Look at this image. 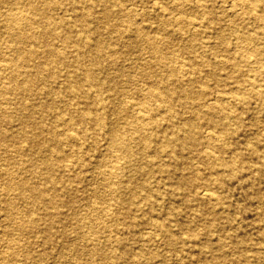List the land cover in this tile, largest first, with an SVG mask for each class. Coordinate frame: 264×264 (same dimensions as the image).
<instances>
[{
    "label": "rangeland",
    "instance_id": "rangeland-1",
    "mask_svg": "<svg viewBox=\"0 0 264 264\" xmlns=\"http://www.w3.org/2000/svg\"><path fill=\"white\" fill-rule=\"evenodd\" d=\"M59 1L63 7L69 2ZM201 2L207 7L187 3L185 0H163L158 5H155V0H136L130 9L133 10V18L129 23L134 27L144 24L147 26L145 33L159 38L167 37L160 30L162 19L174 21L175 28L182 27L189 32H196L197 35L193 40L195 50L192 54H203L202 57L216 66L214 68L220 73L221 78H229L227 74L229 68L215 64L217 59L227 55L228 52L240 53L243 49L251 50L264 45V35L261 34L251 43L244 44L237 41L243 33H254L264 29L262 14L264 10H258L254 18L251 14L249 17L243 13L240 3L231 0H201ZM21 4L24 3L14 0L6 3L0 0V40L6 36L3 35L7 30L3 23L7 16L6 10L16 6L21 8ZM55 13L57 17L64 16L62 9H56ZM97 15L101 18L100 13ZM202 15L213 19L215 23L208 25L199 21L198 18ZM244 16L246 19L243 18ZM100 18L91 21L90 25L92 31L97 32L96 41L103 51L100 61L106 66L100 71L104 80L100 94L102 111L109 123L126 129L132 148V158L126 159L120 155L115 144L116 137L106 128L98 131L90 129L86 136H80L71 142L65 134L60 133L58 137L62 140L64 155L58 163V168L50 171L59 180L56 199L60 209L58 222L51 231H43L35 235L29 231L18 230L16 214L26 208L34 209L35 214H44L46 210L38 208L29 197H22L14 186L15 179L11 180L10 177L16 171L18 175L22 174L27 161L21 159L13 147L7 148L2 145L6 148L4 149L0 145V264H33L30 258H26L28 248L46 254L41 264H79L80 262L84 264H208L200 259V248L197 246V243L201 244L207 240L212 244L201 253L202 255H217L225 251L226 264H264V100H259L256 96H248L243 104L239 103L234 107L232 102L225 99L236 111L228 118H224L225 128H220L218 125L212 127L206 121L194 117L192 119L193 107L187 103L178 104L176 100L169 104V110L166 109L165 104L159 105L158 102L149 100L148 106L152 108L148 111L144 105V98L152 80L141 72L140 68L145 67L151 52L142 39L133 35L134 32L124 33L107 29L104 20ZM180 19L184 20L183 24L176 23ZM235 22H241L246 28L237 29L234 27ZM122 23L126 22L120 20L113 26L121 27ZM232 25L235 29L227 28ZM75 26L70 28L71 33H82V30ZM219 26L221 29H218ZM220 32H223L224 37L229 41V51L225 50L224 42L219 39ZM56 45L61 47L58 42ZM111 46L117 50L114 54H109L108 48ZM5 50V45L0 44V66L1 63L3 64L1 55ZM79 50L85 55L91 51L87 45H81ZM165 51L169 54L166 60L177 70V76L181 75V71L191 68L190 65H194V57H188L184 51H177L174 56L170 55L167 49ZM263 58L264 54H257L241 65L244 79H253L255 87L264 84V73L255 70L262 64ZM7 71L8 69L0 75V87L3 83L10 82L6 76ZM206 71L202 72L199 79L205 81L210 92L238 89V85L231 79L225 78L228 82L225 84L223 80L224 83L219 84ZM48 77L47 73L41 75L38 78L39 86L45 83ZM183 84L187 87L186 83ZM191 85L194 89H198L200 81ZM250 86L245 82L238 89L239 93L250 91ZM215 93L211 94L212 97ZM229 95L226 93L224 98ZM11 96L10 91H5L2 94V101L4 106L13 109L17 102L7 100ZM55 98L61 100L62 105L71 102L67 92L56 96L47 93L41 98L34 99L39 102L51 101ZM94 98L95 96L87 98L80 92L74 100L79 101L81 106L91 107L95 111ZM122 107L129 108V115L135 122H139L142 116L152 122L153 117L164 123L163 127H165L168 112L175 114L178 119L175 122L178 125L184 120L193 121V133L202 144L192 145L189 137H182L183 130L176 131L174 135L169 134L168 136L174 139V150L178 154V157H173L170 153L156 150L159 147L157 143L138 142L133 137L132 129L125 127L127 121L118 112ZM61 108L55 112L52 110L47 113V111L43 117L46 124H56L59 130L69 125L68 120H64L70 118V114L65 113ZM12 124L16 125L17 122L13 120ZM0 126L15 127L7 125V121L1 119ZM74 126L77 127V133L80 132L78 122H75ZM147 129L158 135H163L166 131L167 134L169 133L168 130L159 129L154 124H148ZM209 130L217 134L216 142H225L228 147L224 150H212L207 146L205 142ZM44 154L50 158L55 157L50 152L43 151L37 156L40 158ZM217 155L232 160L231 167L216 166L213 169L211 163ZM147 163L152 167L149 174L143 173L140 168ZM160 165L163 166L164 171L157 169ZM37 171L39 174L49 172L41 164ZM219 172L222 180H217L215 183V178H219L217 174ZM31 173L27 169L24 174L30 176ZM194 176L211 183L209 186L219 198L218 204L208 199H193L204 185L197 180L191 183L190 180ZM179 178L189 181L188 192L192 194L190 202L185 200L187 190L176 188L175 184ZM38 183L45 182L40 180ZM110 189L113 191L110 192ZM150 189L154 190V193H150ZM109 203L111 206L107 205ZM150 203L153 204L152 208ZM81 217L91 222L93 226L77 227ZM188 221L191 222L186 224ZM204 226L208 230L199 231L197 238L190 240L185 238L190 227L198 230ZM93 230L97 231V236L92 235ZM168 233L173 235L172 242L168 241ZM217 238H222L224 241V250L218 247ZM41 239L48 241V244L42 246L32 244L33 241ZM234 239L239 240L237 245L232 244ZM74 244L82 250L80 254H73ZM95 247L101 248L102 251L91 254V250ZM243 254L252 255V260H247Z\"/></svg>",
    "mask_w": 264,
    "mask_h": 264
},
{
    "label": "bare ground",
    "instance_id": "bare-ground-1",
    "mask_svg": "<svg viewBox=\"0 0 264 264\" xmlns=\"http://www.w3.org/2000/svg\"><path fill=\"white\" fill-rule=\"evenodd\" d=\"M9 1L11 0H3L6 3H9ZM68 1L67 6L63 7L59 0H14V2L24 4H21V8L16 6V8L6 10L5 14L7 16L3 21L7 29L3 32V35L6 34V36H3L0 40V44L6 47V50L1 55L3 64L1 63L0 66V75L4 74L6 69H8L6 76L10 79L8 84L3 83L0 87V119L7 121V125L15 126L12 128L0 126V145H4L7 148L13 147L21 159L27 161V164L23 167L22 174L18 175V171H16L10 177L11 180L15 179L14 186L22 197H29L38 208L46 210L44 214H35L33 212L34 209L26 208L24 211L16 214L18 230L20 231L21 229L22 232L24 230L29 231V233L35 235L39 232L51 231L53 226L58 222L60 209L56 199L59 180L50 171L58 168V163L64 155L62 140L58 137L60 133L65 134L71 142L77 140L80 136H86L90 129L98 131V129L104 130L106 128L108 132L116 137L115 144L121 153L120 155L126 159L132 158V148L128 141L129 134H127L126 129L109 123L106 120L105 113L102 111L103 103L100 94L104 87V80L100 75V71L106 66L100 61L103 51L98 41H96L97 32H94L95 30L92 31L90 25L91 21L100 18L97 13L101 14L100 19L104 20L107 29L124 33L134 32L133 35L142 39L147 49L151 52V57L145 63V67L140 68L141 72L152 80L147 87V94L144 98V105L147 107V110H151L152 108L148 106L150 104L148 103L149 100L158 102L159 105L165 104L167 110H169V104L176 100L178 104L187 103L193 107L192 119L194 117L195 119L206 121L212 127H217L218 125L220 128H225L226 121L224 118H228L234 114L236 112L234 111V107L239 103L243 104L248 96H256L259 100H264V84L263 86L255 87L253 79H244L241 67L242 62H246L250 57L264 54V45L251 50L246 48L240 53L228 52L227 55L217 59L218 61L215 64L229 68L227 72L229 78H221L220 73L214 68L216 66L209 63L207 58L202 57L203 54H192L195 50L193 40L197 35L196 32H189L188 29L184 30L182 27L175 28L174 21L170 22L167 19H162V25L160 26V30L162 34H166V38H159L156 35L145 33L144 31L147 29V26L144 24L135 27L131 26L129 20L133 18V10L130 9H132V3L136 0ZM160 1L163 2V0H155V5H158ZM185 2L204 6L201 0H185ZM231 2L240 3L241 10L249 17L251 14L255 18L258 10H264V0H231ZM204 7L206 8L207 6ZM58 8L62 9L63 17L56 16L55 11ZM262 14L264 18V11ZM243 18L246 19V16ZM120 20H124L126 23H122L121 27L113 26ZM198 20L208 25L215 23L213 19H210L206 15L200 16ZM182 21L184 20L180 19L176 23L183 24ZM73 25H76L77 29L82 30V33H71L72 29L70 28ZM231 27L227 26L228 29H235L233 25ZM234 27L237 29L240 27L246 28L241 22H235ZM218 29H221L220 26ZM260 34L264 35V29L255 31L254 33H243L238 37L237 41L244 44H247V42L251 43ZM218 36L224 42L225 50L229 51L230 44L224 37V33L220 32ZM185 41L189 44H186ZM56 42L61 44V47H58ZM81 45H87L91 49L88 55L83 54L79 50ZM170 47H174L175 49ZM108 49L109 54H114L117 51L113 46ZM165 49L173 56L177 51H184L188 57H194L193 67L190 65L191 68L181 71V75L177 76V70L170 66L168 60H166L169 54ZM113 62L114 60L111 63ZM263 63L264 61L255 70L264 73ZM205 66L208 67L204 68ZM204 69H207V71ZM203 71H206L212 78L216 79L219 84L221 82L224 83L225 78L231 79L238 85V89L246 82L248 85H251L250 91L240 94L236 88L237 90L235 91L220 92L217 90L216 92L214 90V92H210L205 81L199 79ZM44 73H47L49 77L45 83L39 86L38 78ZM196 81H200L198 89H194L191 85ZM181 82L186 83L187 87H184V84ZM227 82L228 80L225 81V84ZM5 91L12 93V96L7 98V100H16L17 102L13 109L3 105L2 94ZM62 92L69 93L68 99L71 102L67 105L60 104L61 100L56 98L51 101L40 100L39 102L34 99L41 98V96L47 93L50 96H56ZM80 92L87 98L95 96L93 99V102L96 104L95 111H100L95 112L91 107L81 106L79 101L74 100ZM212 93H215L214 97H212ZM226 93L230 95L224 98ZM225 99L232 102L235 106L230 107ZM60 108L65 113H69L70 118L64 120H68L69 125L59 130L56 124H46L43 117L47 111V113L52 110L55 112ZM140 111L141 109L138 112L140 113ZM118 112L127 121L125 127L132 129L133 137L138 142L147 144L157 143L159 147L156 150L170 153L173 157H178V154L174 150V139L168 136L169 134L174 135L176 131L183 130L184 134L182 137H189L192 145L202 144L201 140L193 133V121L184 120V122L178 125L175 122L178 119L172 112H168L169 114L166 116L165 127H163L164 123L153 117L152 122H149L144 116L139 118V122L133 121L131 115H129L128 107H122ZM36 115L38 116L36 117ZM13 120L17 122L16 125L12 124ZM75 122H78L81 128L78 133L77 127L74 126ZM148 124L157 125L159 129L164 128L169 133L167 134V131L163 135L153 133L147 129ZM211 132L213 131H208L205 144L212 150L226 149L228 147L226 143L216 142L217 134ZM4 146L2 147L6 149ZM42 151L45 153L50 152L55 157L50 158V156L48 157L44 154L39 158L37 155ZM39 164L49 172L39 174L37 171ZM231 165L232 160L218 157V155L211 163L213 169L216 166L231 167ZM162 167V165L160 167L157 166V169L164 171ZM140 168L146 174L152 171V167L148 163L142 165ZM27 169L32 172L30 176L24 174ZM217 174L219 175L220 172ZM40 180H43L45 183L39 184ZM195 180L202 182L204 185L193 199H208L212 203L218 204L219 198L211 190V186H209L211 183L205 182V180L202 181L199 177L195 178V176L190 181L194 183ZM217 180H222L220 175L219 178H215V183ZM188 183L189 181H185L184 178H179L175 185L178 190H187L185 200L190 202L192 194L188 192ZM109 191L112 192L113 189ZM149 192L154 193V190L150 189ZM109 204L107 205L111 206ZM150 207H153L152 203H150ZM189 222L191 221L186 222V224ZM91 225V222L81 217L77 227ZM206 230L208 228L205 226L198 230L190 227L187 230L185 238L189 240L197 238L196 236L199 231ZM92 235L97 236V231L93 230ZM167 235L168 241L172 242L174 239L173 235L171 233ZM217 239L218 247L220 250H224V241L222 238ZM238 243L239 240L234 239L232 241V244L237 245ZM32 244L42 246L48 244V241L41 239L40 241H33ZM198 244L200 243H197V246L200 248V259L202 261L208 264H226L224 261L225 251H221L217 255H202L201 253L210 248L212 243L207 240L200 245ZM99 250L102 251L101 248L95 247L94 250H91V254L98 253ZM72 251L73 254H80L82 252L76 244L72 246ZM26 256V258H30L33 264H41L46 258L44 252L33 251L31 248H28ZM243 256L247 260H252V255L243 254ZM79 264L84 263L80 262Z\"/></svg>",
    "mask_w": 264,
    "mask_h": 264
}]
</instances>
